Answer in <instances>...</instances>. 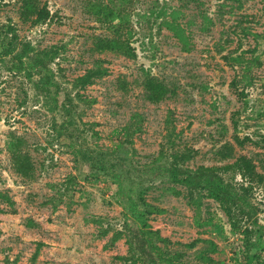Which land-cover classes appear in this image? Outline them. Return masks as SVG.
I'll list each match as a JSON object with an SVG mask.
<instances>
[{"label": "rangeland", "instance_id": "1", "mask_svg": "<svg viewBox=\"0 0 264 264\" xmlns=\"http://www.w3.org/2000/svg\"><path fill=\"white\" fill-rule=\"evenodd\" d=\"M26 1L0 0V22L17 39L12 55L0 54V264H32L36 254V264H124L128 223L142 244L125 206L139 190L147 230L165 239L154 240L167 260L157 264H264L219 202L166 173L178 156L191 171L245 157L264 177V0H36L50 14L43 23L25 20ZM96 4L124 11L135 59L95 52L97 38L114 37ZM23 49L57 53L49 67L59 94L41 95L16 67ZM96 69L104 74L73 89ZM148 75L171 90L160 103L145 97ZM67 93L83 132L76 143L58 133ZM16 138L31 176L12 161ZM80 146L120 162L122 184L92 173ZM224 177L250 187L238 174ZM250 202L264 236V181L251 185Z\"/></svg>", "mask_w": 264, "mask_h": 264}, {"label": "trees", "instance_id": "2", "mask_svg": "<svg viewBox=\"0 0 264 264\" xmlns=\"http://www.w3.org/2000/svg\"><path fill=\"white\" fill-rule=\"evenodd\" d=\"M93 10L98 20L103 24H108L109 29L114 34L113 38H97L94 48L95 52L100 54L112 52L135 59L136 52L131 47L130 41L123 39L124 34L131 36L132 33V30L128 28L124 11L115 9L109 5L103 6L100 4H96ZM23 15L25 16V20L30 19L29 17L31 16H36V23L46 22L50 18L49 12L46 9H42L36 0L25 2ZM115 21H118V23L114 24ZM12 34L13 29L4 26L0 22V54L3 56L12 55L15 51L14 47L17 39ZM23 51L16 54L14 58L17 61L16 67L19 70L27 72L29 78L34 81L35 89L41 95L47 98L54 94H59L61 88L55 80L54 72L49 67V64L55 61L57 53L46 51L30 56L27 50L23 49ZM103 74L104 72L101 69L89 70L85 75L79 77L72 87L77 91L84 90ZM34 75H37L39 79L35 81L33 79ZM144 92L149 102L160 103L167 98L171 90L163 81L148 75L144 83ZM76 108L75 99L67 93L61 105L64 121L60 125L58 133L67 137L72 143H76L83 137V132H81L76 118ZM130 137V134L127 133L126 139L129 143L131 141ZM21 145H23V141L18 138L13 139L9 145V152L12 155V161L17 165L18 172L25 176H31L33 170L32 164L27 156L19 153ZM77 151L92 173H102L112 178L116 183L122 184L123 176L121 172H124V169H122L123 166L121 167L120 162L117 164L112 163L103 151L92 150L89 147L84 148L80 146ZM182 160L180 156L176 157L173 165L166 170L170 181L174 184L186 186L190 195L196 192H208L214 200L221 204L232 228L243 232L248 250L250 251L255 248L260 253L263 252V229L259 226L256 219L257 210L250 202L251 185L263 183L264 181V177L257 173L256 167L247 158L243 157L239 158L235 163L224 167L203 166L195 171H191L180 167ZM118 166L121 168L120 170ZM228 173H232L234 176L240 175L244 179V182L250 184V187L245 186L244 183L235 182V180L226 181L224 175ZM73 180L74 178H70L68 185H71ZM140 192L139 190V198L137 199L131 193H128L125 206L126 211L131 214L129 217H133V220L139 226V238L142 244L137 249L138 246L134 242V233H132L133 231H131L130 224L128 223L125 231L127 234L130 233L132 235L128 241L129 253L127 256L121 257L120 260H123L124 264H157L160 261H167L163 251L154 242V240L164 242L165 239L160 236L159 232L147 230L150 226L144 218L145 213L139 210L140 206L146 205L143 199L141 200L140 198ZM121 233L120 236L122 235ZM148 250L151 251V260L144 262L143 259L148 255ZM37 256L38 254L34 256L32 264H36ZM259 257L260 255H255L252 258L260 261Z\"/></svg>", "mask_w": 264, "mask_h": 264}]
</instances>
